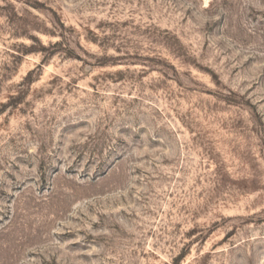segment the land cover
<instances>
[{
    "label": "rangeland",
    "instance_id": "1",
    "mask_svg": "<svg viewBox=\"0 0 264 264\" xmlns=\"http://www.w3.org/2000/svg\"><path fill=\"white\" fill-rule=\"evenodd\" d=\"M0 264H264V0H0Z\"/></svg>",
    "mask_w": 264,
    "mask_h": 264
}]
</instances>
